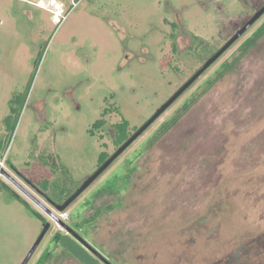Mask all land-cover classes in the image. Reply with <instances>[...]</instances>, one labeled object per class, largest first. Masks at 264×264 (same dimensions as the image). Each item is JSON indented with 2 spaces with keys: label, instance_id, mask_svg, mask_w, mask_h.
Returning a JSON list of instances; mask_svg holds the SVG:
<instances>
[{
  "label": "rangeland",
  "instance_id": "rangeland-1",
  "mask_svg": "<svg viewBox=\"0 0 264 264\" xmlns=\"http://www.w3.org/2000/svg\"><path fill=\"white\" fill-rule=\"evenodd\" d=\"M38 1L0 0V264L22 263L44 219L28 264L48 251L44 264H97L25 193L109 264H264V16L67 209L50 207L122 145L117 123L132 136L264 0Z\"/></svg>",
  "mask_w": 264,
  "mask_h": 264
},
{
  "label": "water",
  "instance_id": "water-1",
  "mask_svg": "<svg viewBox=\"0 0 264 264\" xmlns=\"http://www.w3.org/2000/svg\"><path fill=\"white\" fill-rule=\"evenodd\" d=\"M264 15V6L259 9L255 14L234 34V36L223 45L217 52L208 58L204 65L196 71V73L184 83L156 112L146 121L126 142H124L116 152L111 155L91 176H89L77 190L61 205H56V210L59 212L67 209L75 200H77L83 192H85L112 164L116 161L136 140L139 138L157 119L163 115L203 74L207 71L221 56L227 52L262 16ZM29 200L34 203L42 212L48 217L58 221L62 224L66 231L70 233L83 247L90 251L93 255L99 258L104 264H109L95 249H93L85 240L73 232L68 226L63 224L43 203L34 198L32 195L25 193ZM50 228V223H45L42 227V232L35 241L32 248L29 250L27 256L21 264H28L33 254L39 247L44 239L46 233Z\"/></svg>",
  "mask_w": 264,
  "mask_h": 264
},
{
  "label": "trees",
  "instance_id": "trees-1",
  "mask_svg": "<svg viewBox=\"0 0 264 264\" xmlns=\"http://www.w3.org/2000/svg\"><path fill=\"white\" fill-rule=\"evenodd\" d=\"M264 32V29L260 32L261 34ZM256 41V40H255ZM253 40H251L250 44H254ZM228 68V67H227ZM226 68V69H227ZM106 111L103 112V114H105ZM175 120V119H174ZM173 120V121H174ZM103 125V121L102 120H98L95 125H94V128L98 129L100 128L101 126ZM128 127H129V123L127 120L125 119H122L119 123H117L114 128H115V144L116 145H121L123 144L124 142H126L130 135H129V132H128ZM168 128V127H166ZM109 155L107 153H101L100 156H99V163L100 164H103L107 159H108ZM64 238L61 237L60 235H56L54 237V241L55 243H60V242H63ZM64 248L68 251H71L70 250V247L65 246L63 245ZM67 247V248H66ZM51 252L48 251V253L44 254V256L41 258L40 262L41 264H44L48 259H46V257L50 256ZM81 262L83 263L82 259H80ZM93 261L97 264H100L96 259H93ZM84 264V263H83Z\"/></svg>",
  "mask_w": 264,
  "mask_h": 264
},
{
  "label": "flooded vegetation",
  "instance_id": "flooded-vegetation-1",
  "mask_svg": "<svg viewBox=\"0 0 264 264\" xmlns=\"http://www.w3.org/2000/svg\"><path fill=\"white\" fill-rule=\"evenodd\" d=\"M40 1H41V0H40ZM40 1L37 2V4H36L37 6H38V3H39ZM41 2H43V1H41ZM73 3H76V2H73ZM71 6H72V5H71ZM38 7H39V6H38ZM40 8H41V7H40ZM61 12H62V13H65L64 8L62 9ZM67 12H68V11H67ZM263 16H264V15H263ZM263 16H262V17H263ZM262 17H261L260 19H262ZM260 19H259V20H260ZM259 20H258V21H259ZM258 21H257V22H258ZM257 22H256V23H257ZM170 28H171V31H172V32L170 33L169 37H170V39L173 41L172 44H171V51H176V50H177V39H178V37H179L178 31H179L180 27H179V25L176 24V23H171ZM236 32H237V31H236ZM203 75H204V74H203ZM203 75H202V76H203ZM202 76H201V77H202ZM201 77H200V78H201ZM200 78H199V79H200ZM130 137H131V136H130ZM130 137H129V138H130ZM108 158H109V157H108ZM100 166H101V165H100ZM71 194H73V193H71ZM42 196H45V195L42 194ZM46 196H47V195H46ZM55 206H56L55 204H52V206H50V207L53 208V209H56ZM49 220H50V219H44V220H43V223H42V227H43V225H44L45 223H48ZM78 236H79V235H78ZM71 237H72L75 241H77L72 235H71ZM78 243H79V242H78ZM84 248H85V247H84ZM85 249H86V248H85ZM86 250H87V249H86ZM47 253H48V252H47ZM49 257H50V256L46 257V259H49ZM95 259H99V258L95 256Z\"/></svg>",
  "mask_w": 264,
  "mask_h": 264
},
{
  "label": "built area",
  "instance_id": "built-area-1",
  "mask_svg": "<svg viewBox=\"0 0 264 264\" xmlns=\"http://www.w3.org/2000/svg\"><path fill=\"white\" fill-rule=\"evenodd\" d=\"M41 4H43V2L40 1V2L38 3V5H40V7H42ZM75 6H76V3H72V6H71V7L74 8ZM58 15H60V17H59ZM66 15H67V14H66ZM55 17H57L58 19L60 18V19L63 20L66 16H65V13H62V12H61V13L56 12ZM58 19H57V20H58ZM0 165H1V166L3 165V161L0 162Z\"/></svg>",
  "mask_w": 264,
  "mask_h": 264
},
{
  "label": "bare ground",
  "instance_id": "bare-ground-1",
  "mask_svg": "<svg viewBox=\"0 0 264 264\" xmlns=\"http://www.w3.org/2000/svg\"><path fill=\"white\" fill-rule=\"evenodd\" d=\"M39 7H40V5H38ZM42 6V5H41ZM41 8H43V6L41 7ZM59 17H60V15H59Z\"/></svg>",
  "mask_w": 264,
  "mask_h": 264
},
{
  "label": "clouds",
  "instance_id": "clouds-1",
  "mask_svg": "<svg viewBox=\"0 0 264 264\" xmlns=\"http://www.w3.org/2000/svg\"><path fill=\"white\" fill-rule=\"evenodd\" d=\"M61 10V9H60ZM62 11V10H61ZM61 11L59 12V11H57V12H59V13H61Z\"/></svg>",
  "mask_w": 264,
  "mask_h": 264
}]
</instances>
